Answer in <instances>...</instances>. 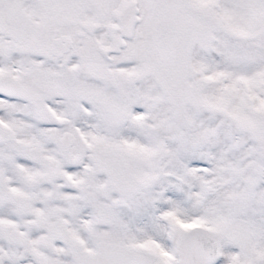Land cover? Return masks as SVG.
I'll return each mask as SVG.
<instances>
[{
	"label": "snow or ice",
	"instance_id": "6c2138e0",
	"mask_svg": "<svg viewBox=\"0 0 264 264\" xmlns=\"http://www.w3.org/2000/svg\"><path fill=\"white\" fill-rule=\"evenodd\" d=\"M0 264H264V0H0Z\"/></svg>",
	"mask_w": 264,
	"mask_h": 264
}]
</instances>
